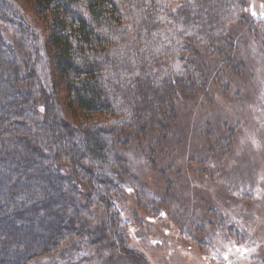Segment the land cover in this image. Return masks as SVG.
<instances>
[{
  "label": "trees",
  "instance_id": "trees-1",
  "mask_svg": "<svg viewBox=\"0 0 264 264\" xmlns=\"http://www.w3.org/2000/svg\"><path fill=\"white\" fill-rule=\"evenodd\" d=\"M249 3L0 0V264H114L122 147L160 151L177 102L264 51Z\"/></svg>",
  "mask_w": 264,
  "mask_h": 264
},
{
  "label": "rangeland",
  "instance_id": "rangeland-1",
  "mask_svg": "<svg viewBox=\"0 0 264 264\" xmlns=\"http://www.w3.org/2000/svg\"><path fill=\"white\" fill-rule=\"evenodd\" d=\"M247 13L264 30V0ZM252 43L239 47L247 57L228 86L176 103L160 151L122 147L140 183L119 184L125 240L114 264H264V51Z\"/></svg>",
  "mask_w": 264,
  "mask_h": 264
}]
</instances>
